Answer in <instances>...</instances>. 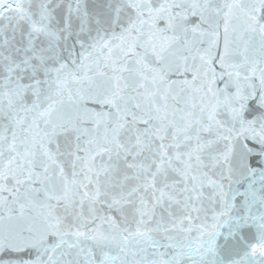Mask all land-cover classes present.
<instances>
[{
    "label": "snow or ice",
    "instance_id": "1",
    "mask_svg": "<svg viewBox=\"0 0 264 264\" xmlns=\"http://www.w3.org/2000/svg\"><path fill=\"white\" fill-rule=\"evenodd\" d=\"M0 264H264V0H0Z\"/></svg>",
    "mask_w": 264,
    "mask_h": 264
}]
</instances>
